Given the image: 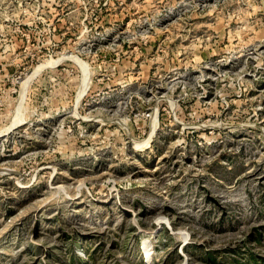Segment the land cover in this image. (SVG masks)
Wrapping results in <instances>:
<instances>
[{"label": "rangeland", "instance_id": "obj_1", "mask_svg": "<svg viewBox=\"0 0 264 264\" xmlns=\"http://www.w3.org/2000/svg\"><path fill=\"white\" fill-rule=\"evenodd\" d=\"M0 130V264H264V0H0Z\"/></svg>", "mask_w": 264, "mask_h": 264}, {"label": "bare ground", "instance_id": "obj_2", "mask_svg": "<svg viewBox=\"0 0 264 264\" xmlns=\"http://www.w3.org/2000/svg\"><path fill=\"white\" fill-rule=\"evenodd\" d=\"M40 70H41V69H40ZM36 74H37V73H36ZM86 82H87V81H86ZM84 86H85V85H84ZM6 132H7V130L1 133V130H0V137H1V134H2V135H5ZM8 132H10V130H9ZM8 132H7V133H8Z\"/></svg>", "mask_w": 264, "mask_h": 264}]
</instances>
